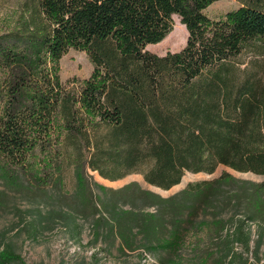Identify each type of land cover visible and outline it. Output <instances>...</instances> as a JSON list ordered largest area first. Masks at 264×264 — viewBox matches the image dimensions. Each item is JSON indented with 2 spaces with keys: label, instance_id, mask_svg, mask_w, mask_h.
<instances>
[{
  "label": "trees",
  "instance_id": "trees-1",
  "mask_svg": "<svg viewBox=\"0 0 264 264\" xmlns=\"http://www.w3.org/2000/svg\"><path fill=\"white\" fill-rule=\"evenodd\" d=\"M29 1L17 25L0 32L2 168L48 182L44 165L59 164L66 131L76 146L80 138V168L110 180L142 172L169 189L186 171L212 173L220 164L264 175V72L234 61L264 44V0H239L218 18L206 13L218 0ZM175 15L188 31L186 44L165 54L147 49L173 30ZM70 48L84 50L93 70L65 89L59 63ZM83 190L80 214L94 218L98 238L113 235L123 250L144 247L162 264L210 257L231 264L232 243L250 249V221L261 224L256 248L264 241V179L224 170L168 197L137 184L109 198L97 199L88 183ZM128 200L133 206L124 209L119 203ZM150 206L156 211L145 212ZM208 209L215 217L229 213L234 229L216 218L207 234L196 232L207 221L195 217ZM12 261L24 263L0 250V264Z\"/></svg>",
  "mask_w": 264,
  "mask_h": 264
},
{
  "label": "rangeland",
  "instance_id": "rangeland-1",
  "mask_svg": "<svg viewBox=\"0 0 264 264\" xmlns=\"http://www.w3.org/2000/svg\"><path fill=\"white\" fill-rule=\"evenodd\" d=\"M30 3L29 0H0V32L15 27L21 14L30 7ZM240 4L239 0H218L207 7L206 13L210 17L218 18ZM178 23H181L180 18L175 15L173 30L161 42L148 44L146 48L157 54L180 50L186 44L188 31L185 26ZM234 61L241 68L246 67L263 73L264 44H254L245 49ZM59 66L60 78L65 89L76 86L78 81L89 77L93 70L87 53L75 48H70L61 57ZM61 139L62 156L59 164L52 162L44 165L51 177L48 182L40 184L30 177L20 175L9 168H2L0 165V250L3 248L13 250L20 254L24 261V263L12 261L9 264H162L144 247L123 250L119 238L107 235L106 240L102 241L97 237L102 230H99L94 218L80 214V196H83L85 183H88L99 199L104 196L109 198L115 194L114 192L132 191L134 184L168 197L179 192L188 182L214 179L224 170L240 179L251 181L264 179V175L240 172L220 164L212 173L186 171L181 181L169 189L149 184L142 172H131L121 178L110 180L102 177L97 170H92L88 165L80 168V138L76 139L78 146L66 131L62 132ZM96 184H101L108 190H103ZM119 204L124 209L133 206L129 200L125 204L121 202ZM97 206L102 208L99 202ZM82 207L89 211L93 210L89 204L84 203ZM144 211L155 212L156 206L144 207ZM214 213L208 209L195 217L196 223L207 221V224L196 225V232L207 234L209 230L215 228L216 218H223L225 222L222 224L231 227V230L234 229V225L227 220L229 213L216 217ZM237 217L243 218L239 214L234 218L235 221ZM248 223L250 249H246L240 242L232 243L236 253L231 258V264H264V241L260 239V246L256 248L261 224L259 221ZM186 246L188 247V243ZM162 255L175 258V255H169L168 252H163ZM185 257L187 259L194 256L186 253ZM175 262L176 260H171L169 263L177 264ZM184 262L189 263L188 260ZM204 263L217 264L213 257L206 258ZM223 264L228 263L224 261Z\"/></svg>",
  "mask_w": 264,
  "mask_h": 264
},
{
  "label": "bare ground",
  "instance_id": "bare-ground-1",
  "mask_svg": "<svg viewBox=\"0 0 264 264\" xmlns=\"http://www.w3.org/2000/svg\"><path fill=\"white\" fill-rule=\"evenodd\" d=\"M178 24H180V25H182V26H185L184 24H182V23H178Z\"/></svg>",
  "mask_w": 264,
  "mask_h": 264
},
{
  "label": "crops",
  "instance_id": "crops-1",
  "mask_svg": "<svg viewBox=\"0 0 264 264\" xmlns=\"http://www.w3.org/2000/svg\"><path fill=\"white\" fill-rule=\"evenodd\" d=\"M106 179V178H105Z\"/></svg>",
  "mask_w": 264,
  "mask_h": 264
}]
</instances>
